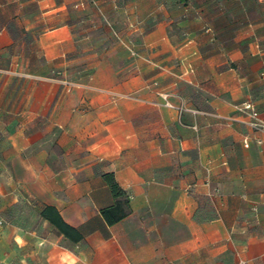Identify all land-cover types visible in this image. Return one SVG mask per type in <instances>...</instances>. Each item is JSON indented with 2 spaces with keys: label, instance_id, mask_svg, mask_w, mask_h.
Masks as SVG:
<instances>
[{
  "label": "crops",
  "instance_id": "crops-1",
  "mask_svg": "<svg viewBox=\"0 0 264 264\" xmlns=\"http://www.w3.org/2000/svg\"><path fill=\"white\" fill-rule=\"evenodd\" d=\"M254 15L239 0H0V264H264V131L237 107L264 125ZM105 173L130 208L111 225Z\"/></svg>",
  "mask_w": 264,
  "mask_h": 264
},
{
  "label": "trees",
  "instance_id": "trees-1",
  "mask_svg": "<svg viewBox=\"0 0 264 264\" xmlns=\"http://www.w3.org/2000/svg\"><path fill=\"white\" fill-rule=\"evenodd\" d=\"M180 1L186 2V0ZM103 178L109 185L111 194L114 198V203L110 206L100 209V213L106 223L111 225L121 220L129 213V201L127 194L117 184L112 173H105ZM40 214L44 219L54 225L55 228L65 237L74 242L81 240L82 235L75 228L65 223L54 207L47 205Z\"/></svg>",
  "mask_w": 264,
  "mask_h": 264
},
{
  "label": "built area",
  "instance_id": "built-area-1",
  "mask_svg": "<svg viewBox=\"0 0 264 264\" xmlns=\"http://www.w3.org/2000/svg\"><path fill=\"white\" fill-rule=\"evenodd\" d=\"M238 109L243 110L245 112H247V115L249 117L248 120V124L257 131H264V125H262L261 123H259L258 120V111L256 110V108L254 107L253 103L250 101H245L240 103L238 106ZM1 220H0V224H1ZM239 264H244L243 261H239Z\"/></svg>",
  "mask_w": 264,
  "mask_h": 264
},
{
  "label": "rangeland",
  "instance_id": "rangeland-1",
  "mask_svg": "<svg viewBox=\"0 0 264 264\" xmlns=\"http://www.w3.org/2000/svg\"><path fill=\"white\" fill-rule=\"evenodd\" d=\"M242 3V7L246 9V11H249L252 13V15H254L255 17L259 18L261 15V13H264V2H261L260 0H239ZM7 214L5 217L9 218V213H5ZM3 216V218H5Z\"/></svg>",
  "mask_w": 264,
  "mask_h": 264
}]
</instances>
